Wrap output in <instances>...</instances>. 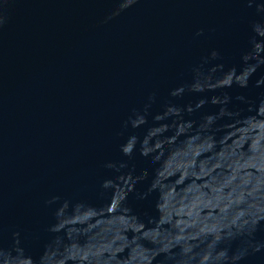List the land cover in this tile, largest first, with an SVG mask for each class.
I'll return each mask as SVG.
<instances>
[{
    "label": "water",
    "instance_id": "water-1",
    "mask_svg": "<svg viewBox=\"0 0 264 264\" xmlns=\"http://www.w3.org/2000/svg\"><path fill=\"white\" fill-rule=\"evenodd\" d=\"M0 264H264V0H0Z\"/></svg>",
    "mask_w": 264,
    "mask_h": 264
}]
</instances>
